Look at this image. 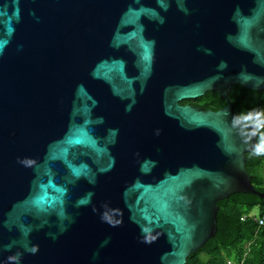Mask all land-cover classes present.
I'll use <instances>...</instances> for the list:
<instances>
[{
    "label": "water",
    "instance_id": "obj_1",
    "mask_svg": "<svg viewBox=\"0 0 264 264\" xmlns=\"http://www.w3.org/2000/svg\"><path fill=\"white\" fill-rule=\"evenodd\" d=\"M235 85L264 90V0H0V264H186L264 197Z\"/></svg>",
    "mask_w": 264,
    "mask_h": 264
},
{
    "label": "trees",
    "instance_id": "obj_2",
    "mask_svg": "<svg viewBox=\"0 0 264 264\" xmlns=\"http://www.w3.org/2000/svg\"><path fill=\"white\" fill-rule=\"evenodd\" d=\"M231 100L246 122L257 125L258 145L247 153V169L253 175L255 188L264 192V153L256 152L264 138V90L235 85L231 91ZM181 103L214 110L227 104L218 92H208L200 98L183 100ZM219 205L215 237L192 253L186 264H227L228 260L243 264H264V225H260L258 218L248 216L258 207V217H264V197L237 192L219 201ZM245 215L248 217L243 220Z\"/></svg>",
    "mask_w": 264,
    "mask_h": 264
},
{
    "label": "built area",
    "instance_id": "obj_3",
    "mask_svg": "<svg viewBox=\"0 0 264 264\" xmlns=\"http://www.w3.org/2000/svg\"><path fill=\"white\" fill-rule=\"evenodd\" d=\"M257 213H258V212H252V213L248 214V216H250V217H254V218H258V221H259L260 225H264V217L259 218ZM248 216L245 215V216H243L242 219L244 220V219L247 218ZM227 264H243V262H235V261H233V260H228V261H227Z\"/></svg>",
    "mask_w": 264,
    "mask_h": 264
},
{
    "label": "clouds",
    "instance_id": "obj_4",
    "mask_svg": "<svg viewBox=\"0 0 264 264\" xmlns=\"http://www.w3.org/2000/svg\"><path fill=\"white\" fill-rule=\"evenodd\" d=\"M257 154L264 153V138L261 140V146L256 149Z\"/></svg>",
    "mask_w": 264,
    "mask_h": 264
},
{
    "label": "rangeland",
    "instance_id": "obj_5",
    "mask_svg": "<svg viewBox=\"0 0 264 264\" xmlns=\"http://www.w3.org/2000/svg\"><path fill=\"white\" fill-rule=\"evenodd\" d=\"M262 174L264 175V168H263ZM254 212H258V207H256V209L254 210Z\"/></svg>",
    "mask_w": 264,
    "mask_h": 264
}]
</instances>
